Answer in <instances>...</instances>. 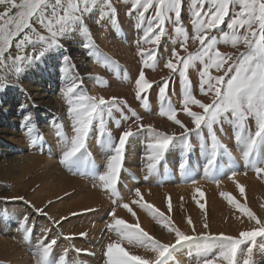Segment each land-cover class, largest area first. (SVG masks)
I'll list each match as a JSON object with an SVG mask.
<instances>
[{"label": "bare ground", "instance_id": "bare-ground-1", "mask_svg": "<svg viewBox=\"0 0 264 264\" xmlns=\"http://www.w3.org/2000/svg\"><path fill=\"white\" fill-rule=\"evenodd\" d=\"M111 2L117 13L115 27L107 18L97 22L100 16L98 8L85 17L91 41L82 31L74 32L61 38L62 49L50 50L39 61L25 65L21 73L14 74L10 67L0 71V84L5 85L0 90V117L4 121L3 128L0 127V264H42L39 242L48 243L54 238L57 243L52 248L50 259L55 264H107L106 245L117 239L107 227L112 222V210L129 224L138 221L157 239L174 242V235L164 229L148 210L132 203L138 199L134 194L137 188L144 202L166 212L189 235L193 232L186 222L188 217L192 218L197 234L205 231L202 227L205 222L209 225L207 231L232 236L254 227V222L249 221L235 204L229 203L222 193L231 194L236 201L264 219V174L258 176L251 168L245 167L241 147L234 139L233 126L228 124L222 131L217 130L227 151L220 150L217 167L208 177L204 172L207 154L201 149L195 133L190 136V149L185 150L178 141L174 142L175 146L170 147L151 175L146 168L148 134L142 132L131 139L117 185L119 198L104 190L93 177V167L103 171L110 155L109 150L102 146L98 133H90L87 149L91 163L88 166L77 171L69 170L61 163L62 147L56 135L57 125H62L63 133L72 135V122L62 95L69 77H79L82 88L89 95L106 99L115 96L127 101L124 111L128 119H121L120 113L114 111V117L121 121L120 127L114 120L108 121L114 138L118 139L121 131L130 124L135 127L129 109L143 118L141 123L151 124L158 131L169 134L181 131L178 125L159 114L163 102L158 90L165 78L169 82L166 101L180 109L177 118L192 127L190 118L182 111L181 79L165 67L172 49L180 46L175 25L171 21L165 24V35L156 48L155 69H143L146 79L152 82V88L144 95L145 105L135 95V80L142 69L137 41L141 47L151 46L142 40L145 29L137 25V13L132 11L129 15L131 0ZM187 6L188 0H184L181 23L191 35L193 29ZM151 13L150 9L145 16L150 17ZM220 31L218 28L214 34L220 36ZM220 39V51H237L223 43L222 36ZM87 42L94 43L111 62L105 66L90 57L88 49L83 46ZM195 49L196 45L190 42L189 50ZM26 51L31 53V45ZM65 55L70 58L68 64L63 60ZM7 63L11 65V61ZM200 67L189 69L191 91L198 99L209 102L211 94L204 97L199 90ZM213 74L217 73L213 71ZM97 76L102 77L103 82L94 79ZM41 88L52 94L42 93ZM193 110L199 111L196 106ZM29 114L34 128L32 138H36V144L31 143L25 127V117ZM181 164L185 165L183 169ZM233 171L237 173L235 178L227 179L232 177ZM238 185L244 187L243 195ZM169 200L172 206L170 213L167 211ZM123 203L129 204L135 216L120 206ZM35 208L44 209L47 215L37 213ZM25 217L26 226L31 229L28 239H25L23 230ZM54 221L60 223L57 225ZM81 233L87 235L81 236ZM124 246L133 255L146 258L153 255L142 247ZM241 247L246 248L247 245ZM254 259L256 264H264V237L256 240ZM198 262L197 250L190 247H178L171 260V264Z\"/></svg>", "mask_w": 264, "mask_h": 264}, {"label": "snow or ice", "instance_id": "snow-or-ice-1", "mask_svg": "<svg viewBox=\"0 0 264 264\" xmlns=\"http://www.w3.org/2000/svg\"><path fill=\"white\" fill-rule=\"evenodd\" d=\"M187 7L193 29L191 35L181 23L184 0H131L129 15L132 11L137 13V25L145 29L142 40L144 44L151 46L141 47L140 41H137L142 69L135 80V95L138 100L144 101L145 105L147 101L144 95L152 88V82L146 79L143 69H155L156 48L161 37L165 35V24L171 21L175 25L174 31L180 46L178 49H172L165 67L170 73L178 74L181 79L182 111L190 118L192 127L178 119L177 113L180 109L166 101L168 78L159 86L158 96L163 102L159 114L178 125L181 129L179 133L169 134L158 131L151 124H143V118L129 109L134 117L135 127L130 124L121 131L118 139L114 138L108 121L114 120L116 126L120 127L121 121L114 117V111L120 113L121 119H128L124 111L127 107L126 100L115 96L106 99L103 96L89 95L82 88L79 77H69L63 89L67 115L72 122V135L63 133L62 125H57L56 135L62 147L61 163L69 170L77 171L88 166L91 163L87 149L90 133H98L102 146L109 150L110 155L103 171H97L93 167L92 173L94 179L100 182L104 190L110 191L113 197L119 198L117 185L130 140L142 132L148 134V175L156 172L159 162L164 159L170 147L175 146L174 142L178 141L185 150L190 149V136L195 133L201 142V149L207 154L205 176H211L217 167L220 150L227 151L217 135V130L222 131L225 124L233 126L234 139L241 147L245 167L251 168L258 176L264 174V0H188ZM98 8L100 16L97 22L107 18L115 27L117 13L111 0H0V65L10 67L14 74H19L25 65L39 61L50 50L62 49L60 40L63 37L82 31L91 41L85 17ZM150 9L151 16L146 17L145 13ZM37 26L46 30L48 35H44ZM218 28L221 30L223 43L236 49V52L220 51V36L214 34ZM14 40L18 50L15 55L9 51L13 48ZM190 42L196 45L195 51L189 50ZM29 45L31 53L26 51ZM83 46L88 49L87 54L94 57L98 63L107 66L111 62L94 43L87 42ZM181 52L184 55H181ZM63 60L68 64L70 58L65 55ZM8 61H11V65ZM197 65L201 66L199 90L204 97L211 94L209 102L198 99L191 91L188 73L190 68ZM213 71L217 74L214 75ZM94 79L103 82L102 77L97 76ZM4 86L0 84V90ZM193 106L199 111L193 110ZM25 121L31 143L36 144V138H32L34 128L30 123V114L25 117ZM184 167L185 165L181 164V168ZM236 175V171L231 173L233 179ZM238 187L243 195L244 187ZM134 194L138 199L132 203L148 210L164 229L174 235V242L157 239L145 231L138 221L129 224L117 217L115 210H112V222L107 227L115 233L117 239L106 245L107 264H171L178 247L196 249L199 255L198 264H256L254 247L257 238L264 237V219L236 201L231 194L222 193L229 203L235 204L249 221L254 222V227L241 231L238 236L213 234L207 231L209 225L206 222L202 225L205 231L197 234L191 217L186 221L193 232L189 235L182 231L166 212L144 202L139 188L134 189ZM120 206L135 216L128 203ZM171 208L169 200L168 213ZM35 211L47 215L42 208H35ZM24 221L23 230L25 239H28L31 229L26 226L27 217ZM54 223L58 225L60 221ZM80 235L86 236L87 233ZM56 243L55 238L48 243L39 242L42 264H55L50 255ZM124 245L142 247L153 255L150 258L133 255ZM242 245L247 247L242 248Z\"/></svg>", "mask_w": 264, "mask_h": 264}, {"label": "rangeland", "instance_id": "rangeland-1", "mask_svg": "<svg viewBox=\"0 0 264 264\" xmlns=\"http://www.w3.org/2000/svg\"><path fill=\"white\" fill-rule=\"evenodd\" d=\"M38 28V30H40L44 35H48V33L46 32V30H43V29H40L39 28V26L37 27ZM19 39V37H17V40ZM15 43H16V41L14 40V42H13V48L11 49L12 51H10V52H12L13 53V55H15L16 54V52L18 51L16 48H15ZM2 69H4V66H1L0 67V71L2 70ZM41 92L42 93H49L48 95H50V94H52L51 92H47L45 89H43V88H41ZM8 95V97H9V94H7ZM6 95V96H7ZM3 122L4 121H2V117H0V127L1 128H3ZM3 133H5V132H1V134H3ZM230 178H232V177H228L227 179H230Z\"/></svg>", "mask_w": 264, "mask_h": 264}]
</instances>
